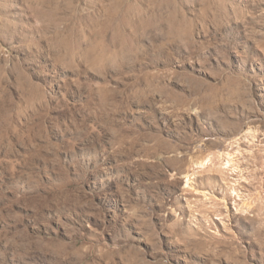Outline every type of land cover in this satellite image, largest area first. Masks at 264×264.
Here are the masks:
<instances>
[{
	"label": "rangeland",
	"instance_id": "obj_1",
	"mask_svg": "<svg viewBox=\"0 0 264 264\" xmlns=\"http://www.w3.org/2000/svg\"><path fill=\"white\" fill-rule=\"evenodd\" d=\"M0 264H264V0H0Z\"/></svg>",
	"mask_w": 264,
	"mask_h": 264
},
{
	"label": "bare ground",
	"instance_id": "obj_2",
	"mask_svg": "<svg viewBox=\"0 0 264 264\" xmlns=\"http://www.w3.org/2000/svg\"><path fill=\"white\" fill-rule=\"evenodd\" d=\"M210 162H212L210 157H204L202 159H198V160L194 161L193 165L197 169H206L207 167H209ZM227 165L234 166V164H232L230 161H228ZM187 177H189V175H186V178ZM188 180L191 181V178L188 179ZM189 184H190V182H189ZM241 208H242V210H248L249 211L250 206L247 205V203H245V204L242 205Z\"/></svg>",
	"mask_w": 264,
	"mask_h": 264
}]
</instances>
